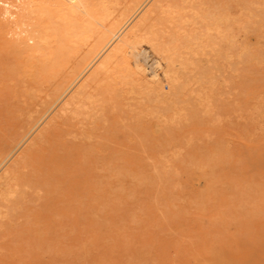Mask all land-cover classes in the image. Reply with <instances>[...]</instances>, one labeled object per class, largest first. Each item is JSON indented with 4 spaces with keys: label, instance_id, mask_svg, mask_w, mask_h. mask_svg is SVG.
<instances>
[{
    "label": "rangeland",
    "instance_id": "obj_1",
    "mask_svg": "<svg viewBox=\"0 0 264 264\" xmlns=\"http://www.w3.org/2000/svg\"><path fill=\"white\" fill-rule=\"evenodd\" d=\"M236 1L238 4L241 2L239 7L243 5L242 8L246 2L251 7L254 2L255 6H264V0ZM236 1L227 0V4L226 0H207L206 3L201 0V6L203 12L207 13L208 10L210 15H206L211 16L213 13L210 11L216 14V8L223 4L220 11L223 7L224 14L219 9L217 14L219 11V14L231 17L243 10L238 8ZM208 2L210 4L207 7L202 4ZM180 3L179 0L177 4H183ZM233 4L237 6L238 9L234 8L237 12L230 11ZM0 5L4 4L0 1ZM246 5L245 11L249 8ZM226 7L230 10H226ZM258 7L254 8L259 11L253 9L257 13L255 18H259L264 26V7ZM76 12L77 18L71 23L73 28L70 25L71 33L53 32L48 42L43 41L40 50L30 55L25 53L26 44L21 41L23 36L27 38L26 33L21 32L22 37L16 38V34L21 36L20 32L14 33L21 30L20 27L7 20L10 23L7 28V24H3L5 20L0 19V26L3 25L5 29L0 27L5 31L1 33L0 29V162L5 164L0 163V181L4 179L1 180L5 176L3 172L9 177H5V183L0 188V264H264V213L258 212H264L262 24L248 21L246 35L251 39L247 49H242L239 44L236 50L237 44L232 45L228 39L220 40L219 51H224L218 57L213 56L217 60L215 67L218 70L215 68V72L218 73H215L217 80L208 85L203 93L205 96L207 94V99L202 95L194 96V99L190 97L193 100L190 101V108L188 98L180 112L185 117L180 113V117H176L169 113L170 99L166 91L163 94L152 91L161 94L149 92L148 95L140 89L135 90L139 87L124 80L122 72L121 75L114 72L121 71V59H117L115 68L110 70L113 73L109 71V75H106L105 71H99L98 61L102 53L106 54V50L96 57H99L98 60L94 58L87 69L82 72L78 69L85 75L77 71L75 76L68 74L70 70L65 66L69 68V65L77 61L72 57L74 52L82 53L80 49H84L78 34L83 29L81 21L85 15L80 8H76ZM231 23L233 32L239 33L240 24ZM56 35L59 39H55ZM28 42L31 44L32 40L28 39ZM78 46L81 48H77V52ZM144 46L147 47V55L143 62L148 72L160 71L157 64L160 55L156 53L157 56L151 46ZM143 48L141 46L139 51ZM248 48L252 49L251 52ZM52 49L64 51H57L60 55L55 57L56 53H52ZM26 54L28 59L24 57ZM66 54H70L71 63ZM78 55L75 57L78 58ZM223 57L227 58L223 61ZM236 57L240 58V62H236ZM251 58L252 64L249 60ZM226 59H230L231 63H225ZM26 62L35 65L28 66ZM60 67L65 68L60 70ZM42 69H46V72ZM27 71L30 75L26 74ZM87 71L90 75H86ZM79 73V77L73 79ZM115 74L120 78L123 76L119 78L120 83ZM108 76L111 80V77L117 80L114 78L111 82ZM57 78L58 81L70 79L65 80L69 82L66 85L62 83L64 80L56 82ZM43 79L41 85L40 80ZM121 80L128 84L124 85ZM60 84L62 87L59 88ZM78 85L83 90H79ZM90 86L93 91L89 89ZM84 87L89 94L85 101L91 97L94 100L92 104H98L91 105L90 100L84 106ZM48 94H54V97L50 98ZM55 94L58 95L55 97ZM163 95L169 100L166 101ZM159 96L163 100L165 98L163 103ZM260 98L262 104H259ZM72 99L74 102L77 99L79 105L77 102L75 105L81 107L75 109ZM201 100L203 104L199 103ZM102 101L103 104L100 103ZM99 103V108H95ZM164 103L168 105L164 106ZM66 105L72 107L71 110L75 108L70 111ZM87 105L96 113L91 110L90 114L91 108ZM61 106L62 109H69L68 112L64 113ZM78 109L82 111L76 112ZM61 113L66 114L65 117ZM167 113L172 119L166 116ZM28 129L33 132L31 136ZM45 134H48L46 140ZM9 143H12L13 148ZM19 164L23 165V169ZM16 165H19V169H16ZM27 165H30L29 168ZM155 165H159V170ZM5 166L11 168L7 167L4 171ZM9 174L19 184H15L17 182L11 180ZM7 181L14 182L11 185L14 186L12 191L10 187L4 186L6 183L7 187L10 186L11 183L8 185Z\"/></svg>",
    "mask_w": 264,
    "mask_h": 264
},
{
    "label": "bare ground",
    "instance_id": "obj_2",
    "mask_svg": "<svg viewBox=\"0 0 264 264\" xmlns=\"http://www.w3.org/2000/svg\"><path fill=\"white\" fill-rule=\"evenodd\" d=\"M2 2V4H4L3 6L0 7V19L1 20H5L3 21V24H7V28L10 27V23L9 22H13L16 26H19L21 30H18V32H14L15 34L16 33H19L20 35L22 34L21 32L23 33H26V36H23L24 38L22 39L21 38V41L22 43L25 42V49L28 54H32L34 53L36 50L39 49V46L40 44L43 42V41H47V39L49 38V36L53 33V32H69L70 31V25L72 22H74L75 18H77L75 15H77L76 13V8H80L82 9L83 13L85 16H83L82 18V21L81 23L83 24V29L79 32L78 35H80V39L83 41L82 43H84V49H80L81 47H76V51L78 52L77 48H79L80 50H82L83 52L82 53H75L76 54H79L78 55V58L77 56L75 57V55H73L72 57L76 58L77 61H75L73 64L69 65V68H68V65H66L65 67H67L68 70H70V75L73 74V76H75L74 74H77L78 72H82L83 69H85L86 67H88L90 65V63L92 62V60H94V58H96L98 55L100 56V53H102L103 51L106 50V54H101V57L100 60L98 61L99 64H98V70L99 71H105V74L107 75L109 73V71L113 68H115V63L117 61V59H121V62H122V69L120 72H117L114 70V72L118 73L121 75V72L123 74V78H125L124 80H127L129 84L133 83L135 84L134 86H137L139 88H136L135 90L137 89H140L142 92L146 93L149 95V92L153 93L152 91H160L162 94L164 93L163 91H166V93L169 95V99H170V102H168V104L170 105V107L168 108V110H170L171 112H169L171 115H179L178 113H180L183 108L185 107L186 105V102H187V99L189 98L188 102H189V105H190V108H192V104H190L191 102H193V100L191 101L190 100V97L192 99H194L193 97H198V96H205V94L203 95L204 91L206 90V88L208 87V85L212 84L214 82V80H217V78H215V76L217 75V73L215 72V68L217 69V67H215V65L217 64V60H216V57L214 59V55L215 56H219L221 51H224L221 50L219 51V43H220V40H223L225 39H228V42L230 41L232 45L234 44H237V46H235V49L238 47L239 44H241V47L243 49L246 48L247 49V46L249 44V40L251 39V37H248L246 35L247 33V24H248V21L250 22H255L259 21V18L258 20L255 18L256 14L257 13H254L255 11L253 9H255L254 7H262V5H257L255 6V2L253 4V8L251 6H248L246 5L247 2H252L253 0H244L246 2V4H244L242 2V4H244V8L245 5L249 8H247L248 10H244L243 5H241V7H239L240 3L238 4V1L236 0H231V1H236L237 5H238V8L240 9H243L241 11H239L240 13H238L237 15H232L231 17H227L226 15H222V14H219V11L221 9V5L219 8H216V14H214V12L210 11L211 13H213L211 16L210 13L208 12L207 10V13L206 12H203L202 10V7L201 6V0H180L181 3H183L182 5H178L176 0H15V1H8V0H0ZM175 1V2H174ZM207 1V0H206ZM206 1L203 2L206 3ZM209 1V0H208ZM260 1V0H259ZM262 1V0H261ZM180 3V4H181ZM202 3L203 5H205L207 7L208 4H210L209 2L207 4H204ZM226 3H227V0H226ZM233 3V2H232ZM260 4V2H258ZM257 3V4H258ZM264 4V1L262 2ZM261 3V4H262ZM229 4V3H227ZM235 4H233V9L230 10V9H227L228 5H226V10H230V11H236L234 8L238 9L237 6L234 7ZM252 5V4H251ZM231 6V5H230ZM258 7V8H259ZM210 8V6L208 7ZM232 8V6H231ZM219 9L218 11V14H217V10ZM211 10V9H210ZM224 10L223 7H222V10L220 12L223 11V14H224ZM255 10H258V9H255ZM215 11V10H214ZM233 11V12H234ZM259 11V10H258ZM263 11H264V8H263ZM262 11V12H263ZM237 12V11H236ZM261 12V13H262ZM260 13V14H261ZM206 14H209L208 16ZM228 14V12L226 13ZM264 14V13H263ZM264 16V15H263ZM262 17V16H261ZM5 18V19H3ZM7 18V19H6ZM262 19V18H261ZM0 20V25L2 24V21ZM9 22H8V21ZM242 20H245V22L242 23ZM264 20V19H263ZM231 22H238V24H240V27L239 28V33L236 34V32L232 30V27H231ZM261 23V22H260ZM12 24V23H11ZM262 24V23H261ZM9 25V26H8ZM14 25V26H15ZM235 25V24H234ZM3 26V25H2ZM0 26L1 28L4 29V27ZM13 26V27H14ZM15 26V27H16ZM255 26H259V25H256ZM263 26V24H262ZM261 26V27H262ZM72 27V25H71ZM236 27V26H234ZM254 26H252L253 28ZM264 27V26H263ZM0 28V29H1ZM12 28V27H11ZM73 28V27H72ZM237 28V27H236ZM235 28V29H236ZM15 29V28H13ZM255 29V28H254ZM259 29H260V26H259ZM264 28H262L263 30ZM5 30V29H4ZM14 31H17V30H14ZM252 31V30H251ZM4 33L5 31H2L1 29V33ZM13 32V30H12ZM0 33V35H2ZM71 33V31H70ZM253 33V32H252ZM257 33V32H256ZM264 33V32H263ZM18 34V35H19ZM56 34V33H55ZM67 34V33H66ZM255 34V33H254ZM259 34L261 35L262 32ZM60 36V34H57ZM57 35L55 36L56 38L55 39H59L57 38ZM63 36L65 34H62ZM245 35L247 37H245ZM253 35V34H252ZM14 36V35H13ZM67 36V35H66ZM254 36V35H253ZM16 38L18 37H22L21 36H15ZM62 37V36H61ZM52 39V36L50 37ZM62 38H65V37H62ZM61 38V39H62ZM4 39V38H3ZM12 39H15V38H12ZM28 39L29 40H32V43H34V45H31L29 42H28ZM60 39V40H61ZM8 41V39H6ZM20 40V39H18ZM27 40V41H26ZM50 40V39H49ZM53 40V39H52ZM11 40H9L8 42H10ZM20 41V42H21ZM116 41V42H115ZM12 42V41H11ZM17 43V41H15ZM19 42V43H20ZM48 42V41H47ZM46 42V43H47ZM52 42V41H50ZM13 43V42H12ZM252 43V42H251ZM7 44V43H6ZM44 44V42H43ZM42 44V45H43ZM144 44L148 45V46H151L152 49L155 51H153L150 47V49L156 54L158 53V55H160L161 59H159L160 57L158 56V59H157V64H158V67L160 69V71L158 70H154L153 72L149 73L148 72V67L146 66V64L143 62V59L146 57L147 55V47L144 46ZM256 44V43H255ZM258 44V43H257ZM63 45V44H61ZM82 45V44H81ZM80 45V46H81ZM224 45V42L223 44ZM20 46V44H19ZM19 46L17 48H19ZM22 46V45H21ZM24 46V45H23ZM49 46V45H48ZM51 46V45H50ZM60 48V45H58ZM65 45H63L62 47L65 49L66 47H64ZM144 47L141 51H139V48L140 47ZM253 46H256L253 44ZM259 46V45H258ZM256 46V47H258ZM61 47V48H62ZM260 47V46H259ZM48 48V47H47ZM52 48V47H51ZM57 48V46L55 47ZM53 48V49H55ZM253 48V47H252ZM255 48V47H254ZM253 48V49H254ZM261 50H263V46H261ZM22 49V48H20ZM52 49V50H53ZM75 49V48H74ZM234 49V48H233ZM234 49V50H235ZM256 49V48H255ZM19 50V49H18ZM23 50V51H24ZM40 50V49H39ZM47 50V49H45ZM60 50V49H59ZM65 50H68L69 49H65ZM73 50V48H72ZM70 50V51H72ZM108 50V51H107ZM237 50V49H236ZM238 50L241 51V49L238 48ZM249 50V48H248ZM247 50V51H248ZM252 50V49H250ZM249 50V51H250ZM51 51V49H50ZM55 51V50H53ZM52 53H56L55 54V57H57L56 55H60L59 53L63 52V51H58L56 50L55 52ZM57 51L59 53H57ZM139 51V52H138ZM246 51V52H247ZM254 51V50H253ZM258 51V50H257ZM260 51V49H259ZM19 52V51H18ZM44 52V50H43ZM251 52V51H250ZM256 52V51H255ZM263 53V51H261ZM45 53V52H44ZM66 53H68L66 51ZM70 53V52H69ZM73 53V52H72ZM71 53V54H72ZM229 53V52H228ZM238 53V52H237ZM241 53V52H239ZM243 53V52H242ZM249 53V52H248ZM29 54V55H30ZM43 54V53H42ZM64 54V53H63ZM234 54V58L233 60L235 61V52L233 53ZM258 54V53H257ZM23 55V53H22ZM66 55H69L70 57V54H66ZM227 55V52L225 54V56ZM259 55V54H258ZM261 55V54H260ZM17 56V55H16ZM136 56V57H135ZM238 56V54H237ZM249 56V54H248ZM22 57V56H21ZM28 59V56L26 54V56H24ZM23 57V58H24ZM35 57V56H34ZM44 57H46V55L44 54ZM135 57V59H134ZM228 57V56H227ZM227 57H223V61H224V58H227ZM230 57V56H229ZM243 56H241L240 58H242ZM54 58V56H53ZM99 58V57H98ZM98 58H96L98 60ZM240 58H237V61L236 62H240V60L238 61V59ZM248 58V57H247ZM253 58V57H252ZM251 59V61H253ZM16 59L18 60V58L16 57ZM22 59V58H21ZM41 59V58H39ZM57 59V58H56ZM71 59V57L69 58V60ZM222 59V58H221ZM220 58L218 60H221ZM246 59V57H245ZM227 60V59H226ZM230 59H228L225 63H227ZM233 60L232 61V64H233ZM244 60V59H243ZM243 60L241 61L243 63ZM248 60V59H247ZM261 60V59H260ZM28 61V60H27ZM36 61V60H35ZM57 61V60H56ZM96 61V60H95ZM94 61V62H95ZM246 61V60H244ZM255 61V60H254ZM23 62V61H22ZM38 62V60L36 61ZM72 62V59L70 60V63ZM56 64V62H54ZM69 63V61H68ZM228 63H231L230 61ZM241 63V64H242ZM247 63H249L247 61ZM18 64H20L18 62ZM27 64V62H26ZM25 64V65H26ZM29 64V63H28ZM27 64V65H28ZM30 64H33V63H30ZM28 65V66H31V65ZM53 64V63H52ZM239 64V63H237ZM236 64V65H237ZM246 64V63H245ZM244 64V65H245ZM252 64V62H251ZM249 64V65H251ZM35 65V64H33ZM96 65V64H95ZM95 65H94V68L95 69ZM248 65V64H247ZM49 66V65H48ZM83 66L82 70H81V67ZM91 66V65H90ZM93 66V64H92ZM222 66V65H221ZM233 66V65H232ZM27 67V66H25ZM33 67V66H32ZM64 67V68H65ZM121 67V66H120ZM12 68V67H11ZM19 68V67H18ZM31 68V67H30ZM34 68V67H33ZM41 68H42V65H41ZM47 68V67H46ZM50 68V67H49ZM64 68L60 67V70H63ZM20 69V68H19ZM22 69V68H21ZM28 69V68H27ZM48 69V68H47ZM51 69V68H50ZM49 69V70H50ZM80 71H79V70ZM87 69V68H86ZM90 69V68H89ZM91 72V70H89ZM118 70V67L116 68ZM231 69V68H230ZM18 70V69H17ZM33 70V69H31ZM38 70V69H37ZM44 70V69H42ZM52 70V69H51ZM218 70V69H217ZM22 71V70H21ZM21 71H20V74H21ZM30 73L31 71L28 70ZM27 71V72H28ZM36 71V70H35ZM46 72V69L44 70ZM43 71V72H44ZM59 71V70H58ZM57 71V72H58ZM77 71V73H75ZM88 71L86 72V75L88 73ZM93 71V70H92ZM26 73L28 75H30V73ZM42 72V71H41ZM80 72V73H81ZM89 72V73H90ZM95 72V71H94ZM101 72V73H102ZM112 72V71H110ZM25 73V72H24ZM34 73V72H33ZM31 73V74H33ZM67 73V72H66ZM80 73L73 79H76L77 77H79ZM88 73V74H89ZM113 73V72H112ZM112 73L110 74V76L112 75ZM216 73V75H215ZM16 74V73H14ZM37 74V73H36ZM65 74V73H64ZM83 73H81L82 75ZM98 74V73H97ZM100 74V73H99ZM103 74V76L105 78L106 75ZM22 75V74H21ZM40 75V73H39ZM85 75V73L83 74ZM90 75V74H89ZM102 75V74H101ZM109 75V74H108ZM117 74H115L116 76ZM148 75V76H147ZM100 76V75H99ZM110 76H108V78L110 79ZM114 76V75H113ZM222 76V75H221ZM38 77V76H37ZM64 77V76H63ZM117 79H119L120 77L116 76ZM121 77V78H122ZM217 77V76H216ZM51 78V77H50ZM62 78V77H61ZM90 78V77H89ZM111 78H115V77H111ZM120 78V79H121ZM32 79V78H30ZM40 79V78H39ZM45 79V78H44ZM44 79L43 81L40 80V83L41 82H44ZM52 79V78H51ZM68 78H65V79H62L64 80V82L62 83H66V85L69 83V82H66L68 80H66ZM72 79V77H71ZM88 79V78H87ZM111 80V82H113L114 80ZM116 79V78H115ZM116 79V80H117ZM120 79L117 80L119 83H120ZM38 80V79H37ZM53 80V79H52ZM60 80V79H59ZM62 80L58 81V78L56 80V82H61ZM66 80V81H65ZM83 80V79H82ZM101 80V79H100ZM108 80V79H107ZM47 81V80H45ZM80 81V80H78ZM84 81V80H83ZM93 81V79H91V82ZM123 82V80H121ZM71 82V80H70ZM82 82V81H81ZM90 83V81H88ZM94 82V81H93ZM99 82V80H98ZM103 82V81H102ZM121 82V83H122ZM125 82V81H124ZM123 82V83H124ZM221 82V81H219ZM55 83V82H54ZM72 83V82H71ZM89 83H87V87L89 86ZM109 83V82H108ZM128 83H124L125 84H128ZM43 83H41L42 85ZM59 84V83H58ZM58 84H55L56 86H58ZM63 84V85H64ZM77 84V83H76ZM75 84V85H76ZM100 84V83H99ZM107 84V83H106ZM110 84V83H109ZM113 84V83H112ZM80 85V84H79ZM78 85V86H79ZM92 85V84H90ZM94 85V84H93ZM101 85V84H100ZM104 85H105V82H104ZM116 85V83H115ZM216 85V84H215ZM17 86V85H16ZM30 86V85H29ZM32 86V85H31ZM55 86V87H56ZM65 86V85H64ZM70 86V85H69ZM74 86V85H73ZM82 86V85H81ZM85 86V87H86ZM103 86V85H102ZM100 86V87H102ZM107 86V85H106ZM110 86L111 88L113 86L111 85H108ZM133 86V85H132ZM214 86V85H213ZM33 87V86H32ZM62 87L61 84L59 86V88ZM67 87V86H66ZM75 87V86H74ZM84 87V89H85ZM91 87V86H90ZM89 89L92 90L93 87H91ZM95 87V86H94ZM97 87V86H96ZM95 87V88H96ZM115 87V86H114ZM113 87V88H114ZM48 88H51V87H48ZM58 88V87H57ZM64 88V87H63ZM62 88V89H63ZM71 88V86H70ZM82 87L79 86V90L81 89ZM94 88V89H95ZM98 88H99V85H98ZM97 88V89H98ZM107 88V87H106ZM53 88H51L52 90ZM65 89V88H64ZM78 89V88H76ZM101 89V88H100ZM99 89V90H100ZM103 89V87H102ZM211 88L209 87V90ZM59 91V89H56ZM54 90V91H56ZM83 90V89H81ZM88 90V89H87ZM90 90H88V93H90ZM98 90V91H99ZM139 90V92H140ZM209 90L205 93H208ZM244 90V89H243ZM53 91V92H54ZM62 91V90H61ZM66 91L68 92V90L66 89ZM78 92V90H76ZM85 93L87 92L86 89L84 90ZM82 91V92H84ZM93 91V90H92ZM91 91V92H92ZM103 91V90H102ZM108 91V90H107ZM64 92V91H63ZM77 92H73L74 93H77ZM138 92V93H139ZM211 92V91H210ZM50 93V91L48 92ZM57 93V91L55 92ZM85 97L83 99V101H85V98H86V95H89V94H85ZM92 93H95V92H92ZM91 93V94H92ZM99 93H101L99 91ZM141 93V92H140ZM157 93V92H155ZM161 93H158V94H154V95H159ZM62 94V93H61ZM83 94V93H82ZM81 94V96H82ZM113 94V93H112ZM166 94V95H167ZM51 95V94H50ZM49 94L47 95L48 97L50 96ZM54 95V94H53ZM53 95L50 96L51 97H54ZM58 94H55V97L57 96ZM64 95V94H63ZM63 95H60L63 97ZM79 95V94H78ZM141 95V94H140ZM143 95V94H142ZM59 96V97H60ZM66 96V95H65ZM94 95L92 94V97ZM161 96V95H160ZM159 96V97H160ZM207 96V94H206ZM205 96V97H206ZM209 96V95H208ZM36 97V95H35ZM61 97V99H62ZM90 97V96H89ZM97 97V96H96ZM148 97V96H147ZM151 97V96H149ZM155 97V96H154ZM157 97V96H156ZM162 97H165L164 95ZM167 97V96H166ZM165 97V98H166ZM204 97V98H205ZM210 97V96H209ZM49 98V100H50ZM71 98H73L71 96ZM91 98V97H90ZM89 98V100L87 102H89L91 99ZM100 98V96H99ZM164 98V100H165ZM168 98H166V101L169 100ZM55 99V98H54ZM52 99V101L54 100ZM58 100V101H61ZM87 99V98H86ZM92 99H95V98H92ZM102 98H100L101 100ZM157 99V98H156ZM202 99V97L200 98ZM207 99V97H206ZM258 99V97L256 98V100ZM264 99V98H262ZM260 98V101H259V104H262L261 102H263ZM46 101V103H48V101ZM75 100V99H74ZM96 100H98L96 98ZM95 100V101H96ZM98 100V102L100 101ZM160 102H162L163 99H161L160 97ZM163 100V101H164ZM195 100H198V98ZM194 100V102H195ZM262 100V101H261ZM71 101V99H70ZM68 101V102H70ZM73 101V99H72ZM82 101V100H81ZM82 101V103H83ZM191 101V102H190ZM199 101V100H198ZM258 101V100H257ZM77 102V106L79 105V101H76ZM74 101V105L76 104ZM86 101L84 103V106L85 104H88ZM92 102H94V100L90 101V104L91 105H94V104H98V103H94L92 104ZM159 104H162L160 103ZM256 102V101H255ZM45 103V104H46ZM51 103V102H50ZM61 103V102H59ZM65 103V101L63 102ZM62 103V104H63ZM67 103V101H66ZM103 104V101L100 102ZM100 103L99 105H96L94 106L95 108H99L98 106H100ZM158 103V101H157ZM167 103V102H166ZM199 103H202V100L201 102ZM237 103V102H236ZM258 103V102H257ZM256 103V105H257ZM68 104V103H67ZM72 103H70L71 105ZM156 104V103H155ZM165 104V103H164ZM168 104H165L164 106L168 105ZM188 104V103H187ZM203 104V103H202ZM201 104V105H202ZM49 104H47L46 107H48ZM59 105V104H56V106ZM69 105V104H68ZM66 105V106H68ZM73 104L71 106H74ZM81 105V103H80ZM83 105V104H82ZM105 105V104H104ZM163 105V104H162ZM52 106V105H51ZM55 106V107H56ZM64 106V105H63ZM60 107V109H62V107ZM158 106V105H157ZM157 106H155V108H157ZM188 106V105H187ZM187 106L185 109H187ZM194 108L196 107L194 104H193ZM259 106V105H257ZM54 107V109H55ZM69 107V106H68ZM76 107V105H75ZM72 110H74V108ZM81 107V106H80ZM80 107H76L75 109L77 108H80ZM87 107H90L91 106H88ZM160 106H158V109H159ZM263 107V105L261 106V108ZM70 108V107H69ZM72 108V107H71ZM70 108V111H72ZM162 108V107H161ZM163 108H167V107H163ZM189 108V107H188ZM45 109V108H44ZM66 108L62 109L65 113L68 112V110H65ZM96 109V110H97ZM51 110V109H50ZM47 111V112H50ZM81 109H78V110H75L76 112L77 111H80ZM92 108L89 109V112L90 114L92 112L96 113L95 111L92 110ZM157 110V109H156ZM161 110V109H160ZM158 110V111H160ZM262 110V109H261ZM82 111V110H81ZM163 110H161L162 112ZM186 111V110H185ZM58 112V111H57ZM61 112V111H60ZM144 112V111H143ZM153 112V111H152ZM155 112V110H154ZM165 112H168V111H165ZM163 112V113H165ZM64 113L62 114L64 117ZM162 113V115H163ZM169 113H167L168 115H166L167 117H169L170 119H172L170 116H169ZM68 114V113H67ZM74 114V112H73ZM76 114V113H75ZM79 114V112H78ZM157 114V113H156ZM159 114V112H158ZM161 114V113H160ZM159 114V115H160ZM181 114V113H180ZM184 114V112H183ZM44 115V114H43ZM182 115V114H181ZM62 116V117H63ZM102 116V115H101ZM184 116V115H182ZM41 117V116H40ZM43 117V116H42ZM53 117H56V115ZM52 117V118H53ZM162 118V116H160ZM177 117V116H176ZM180 117V115H179ZM178 117V118H179ZM185 117V116H184ZM183 117V118H184ZM183 118H179V119H183ZM187 118V117H186ZM185 118V120H186ZM254 118V117H253ZM38 119V118H37ZM55 119V118H54ZM65 119V118H64ZM170 119H166L167 121ZM177 119V118H176ZM36 120V119H35ZM35 120L33 122H35ZM161 120V119H160ZM248 120H250L248 118ZM54 121V120H53ZM162 121H165V120H162ZM172 121V120H171ZM176 121V120H174ZM32 122V123H33ZM37 122H39V120H37ZM36 122V123H37ZM55 122V121H54ZM29 123V122H28ZM27 123V124H28ZM31 123V121H30ZM31 123V125H32ZM48 123H51V121H49ZM58 123V122H57ZM55 123V124H57ZM161 123V122H160ZM26 124V125H27ZM35 124V123H34ZM40 124V123H39ZM25 125V124H24ZM23 125V127H24ZM30 125V124H28ZM36 126V124L34 125ZM51 126V125H50ZM53 127V126H51ZM25 128V127H24ZM29 128V127H28ZM36 128V127H35ZM48 128H50L48 126ZM47 128V130H48ZM58 128V126H57ZM56 128V129H57ZM51 129V128H50ZM55 129V128H54ZM25 130V129H24ZM27 130V129H26ZM29 130V129H28ZM32 131H35L33 129H31ZM19 131V130H18ZM30 131V130H29ZM49 131V130H48ZM52 131V130H51ZM27 133H30L28 131H26ZM55 132V131H54ZM17 133V132H16ZM21 133V132H20ZM24 133V132H23ZM33 132L30 133V136ZM56 133V132H55ZM19 134V133H18ZM49 134V132H48ZM47 134V135H48ZM50 134H52L50 132ZM17 135V134H16ZM23 135V134H22ZM45 134V139L48 138ZM25 136V135H24ZM28 137L26 135L27 138H31V137ZM38 135H36L37 137ZM42 136V134H41ZM47 136V137H46ZM20 137H22L20 135ZM19 137V138H20ZM40 137V136H38ZM16 138V137H15ZM33 138V137H32ZM31 138V139H32ZM40 138H43V137H40ZM23 139L25 141H28V139L26 140L24 137ZM50 139V137H49ZM84 139V138H83ZM18 140V138H17ZM16 140V141H17ZM34 139H32L33 141ZM38 140V139H37ZM43 140V141H44ZM31 141V142H32ZM36 141V140H35ZM40 141V140H39ZM42 141V140H41ZM42 141V142H43ZM10 142V141H9ZM13 143V142H12ZM11 143V144H12ZM18 143V142H17ZM10 144V143H9ZM10 144V145H11ZM37 144V142H36ZM9 145V146H10ZM20 145V144H19ZM32 145V143L30 144ZM29 146V145H28ZM27 146V147H28ZM10 147L13 148V145H11ZM15 147V146H14ZM17 147V146H16ZM39 147V146H38ZM8 148V147H7ZM19 148V146H18ZM10 150V149H9ZM12 150V149H11ZM10 150V151H11ZM39 150V149H38ZM13 151V150H12ZM11 151V152H12ZM31 151V150H30ZM24 152V150H23ZM23 152L21 154H23ZM6 155H8L7 153L8 152H5ZM10 153V152H9ZM17 153V152H16ZM27 153V152H26ZM25 153V155H27ZM84 153V152H83ZM13 154H14V151H13ZM31 154V153H30ZM29 154V155H30ZM19 155V154H18ZM17 155V156H18ZM24 155V154H23ZM15 156V155H14ZM16 156V157H17ZM37 156V155H36ZM8 157V156H7ZM11 157V155H10ZM22 158H25L23 156H19ZM33 157V156H32ZM2 158V157H1ZM3 158H4V154H3ZM9 158V157H8ZM12 158V157H11ZM10 158V159H11ZM27 158V157H26ZM9 159V160H10ZM20 159V158H19ZM162 159V158H161ZM17 160V159H16ZM24 160V159H23ZM22 161V160H21ZM26 161V159L24 160V162ZM163 161V160H162ZM166 161V160H164ZM20 162V161H19ZM18 162V163H19ZM23 162V163H24ZM3 164V162H0ZM9 163V162H8ZM15 163V162H14ZM21 163V162H20ZM163 164V162H161ZM161 163L159 162V164L161 165ZM13 164V163H12ZM25 164V163H24ZM31 164V163H30ZM5 165V164H3ZM8 165V164H7ZM20 165V164H19ZM19 165H16L15 167L19 166ZM22 165V164H21ZM20 167L23 169V165ZM26 165H24L25 167ZM30 166V165H27V167ZM156 166V165H155ZM154 166V167H155ZM164 166V165H162ZM161 166V168H162ZM7 167H10L11 166H7ZM6 166L3 168L4 171H5V168H7ZM13 167V165H12ZM153 167V168H154ZM157 167V170H159V165L156 166ZM29 168V167H28ZM35 168V167H34ZM165 168V166H164ZM1 169V171L3 170ZM13 169V168H12ZM16 169H19L18 167ZM27 169V168H25ZM156 169V168H154ZM153 169V170H154ZM11 171V169H9ZM21 170V169H20ZM34 170V169H32ZM36 170V169H35ZM156 170V171H157ZM15 173H16V170H14ZM13 171V172H14ZM19 171V170H18ZM27 171V170H26ZM167 171V170H166ZM12 172V171H11ZM25 172V171H24ZM1 173V172H0ZM7 173V172H6ZM168 173V172H167ZM2 174V173H1ZM0 174V176H1ZM3 174L5 176H3L1 178V180H5V177H8L5 172H3ZM20 174V173H19ZM22 174V173H21ZM10 175V174H9ZM16 176V175H15ZM22 176V175H21ZM11 177V175H10ZM13 177V176H12ZM12 177L10 178L11 180H15V179H12ZM17 179H18V176H16ZM15 177V178H16ZM9 178V177H8ZM14 178V177H13ZM0 181V188L1 186H3V184L5 183L4 181ZM16 181V180H15ZM18 181V180H17ZM16 181V182H17ZM8 182V181H7ZM10 182V181H9ZM9 182H8V185H9ZM11 183V182H10ZM14 183V182H13ZM11 183L10 186L7 187V183L4 185L6 188H14V186L11 187V185L13 184ZM15 184H19L18 182L15 183ZM7 189V190H9ZM12 191V189H11ZM9 192V191H8ZM5 193V192H4ZM258 204V203H257ZM256 204V205H257ZM257 212V211H256ZM259 213H264V212H260L258 210ZM258 214V213H257ZM259 216V215H258Z\"/></svg>",
    "mask_w": 264,
    "mask_h": 264
}]
</instances>
